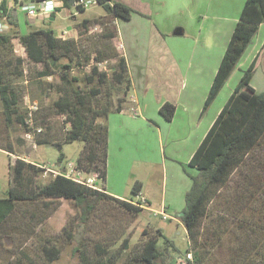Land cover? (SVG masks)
Masks as SVG:
<instances>
[{
	"label": "trees",
	"instance_id": "1",
	"mask_svg": "<svg viewBox=\"0 0 264 264\" xmlns=\"http://www.w3.org/2000/svg\"><path fill=\"white\" fill-rule=\"evenodd\" d=\"M29 1L39 3L44 0ZM63 1L68 5L72 0ZM106 1L108 0H103L102 4L111 19H129L133 12H137L121 1ZM111 19L101 21L105 26L96 34L92 33L95 30L90 26L91 20L82 22L85 30L80 32L77 39L59 37L52 28L31 29L20 33L18 17L9 7L8 0H0V20L8 24L7 30H0V99L6 126L9 128L17 121L25 132L36 130L35 141L39 145L62 140H83L85 147L77 168L97 173L100 180H105L107 176L108 116L127 108L132 111L135 109L133 102H130L133 84L129 65L114 43L117 29ZM263 22L264 0H246L204 103L201 117L207 113ZM15 39L25 49V55L14 52L13 56L6 58ZM114 59L116 63L112 66V73L101 68L102 63ZM26 60L42 66L37 71L41 85L48 84L49 88L56 86L58 97L53 102V107L58 115L64 117L61 126L58 121H52L49 114L48 117L42 115L43 118L40 115L35 123L33 119L30 120L28 109L21 111L19 92L9 77L16 76L23 80ZM255 71L256 59L243 71L240 81L188 163L197 173L190 174L192 185L186 193L185 207L177 216L184 224L190 240L192 239L188 251L194 254L195 261L199 264H223L226 260H230L231 264H264V154L259 158L252 157L255 159L253 162L248 157L250 154L254 155L252 152L264 148V91L258 92L252 85ZM49 76H53L58 83L47 81ZM176 109V104L166 101L159 110L166 120L171 121ZM55 124L62 127L63 133L65 132L63 135L59 134L60 129H56ZM98 127H102L103 134L98 132ZM38 128L41 131H37ZM92 131H96L93 136ZM92 140L96 141L95 144H90ZM6 144L0 145V148L15 153L12 142L7 141ZM64 162L65 155L60 153L57 173L46 183L36 185L34 175L45 172L46 168L23 157H18L16 163L11 164V185L7 195L0 197V227L20 201H36L41 198L72 200L81 209L84 224L89 220L96 201L109 199L137 213L144 209L143 206L66 176L64 172L67 167L63 166ZM246 165L248 168H244ZM235 174L238 177L233 180ZM231 181L233 187H229ZM141 187V182H135V196L139 194ZM228 188L231 189V194L225 195L222 190ZM212 201H223L227 208L210 209ZM215 211L219 212L211 220L213 230L208 228L205 231L201 222ZM221 234H230L232 237L230 241L233 246L230 251L223 250L225 236ZM98 248L100 253L107 252L104 247ZM177 251L174 241L158 228L134 255L131 263L124 264H172ZM81 264L115 263L113 258L92 262L82 254Z\"/></svg>",
	"mask_w": 264,
	"mask_h": 264
},
{
	"label": "crops",
	"instance_id": "2",
	"mask_svg": "<svg viewBox=\"0 0 264 264\" xmlns=\"http://www.w3.org/2000/svg\"><path fill=\"white\" fill-rule=\"evenodd\" d=\"M114 1H121L137 12H133L129 19H111L103 4H99L95 7H102V13L97 16L92 12L83 15L95 7L80 11L74 8L72 1L68 5L62 1L51 14L40 15L51 16L53 21L57 17L62 20L72 18L73 22L67 27L59 25L55 34L75 39L85 30L82 22L91 20L90 26L103 30L105 25L101 21L111 19L117 29L114 43L129 65L133 84L130 98L135 109L127 108L108 116L107 176L105 180L97 179L98 188L117 198L137 199V195L131 197L127 193L132 178H136L135 182L142 183L139 193L150 203L144 209L155 212L173 209L177 216L185 207L186 193L192 185L190 174L197 173L195 168L187 165L240 81L243 71L255 59L252 85L258 92L264 91V22L257 33L261 41L254 42V38L252 47H249L250 55L241 58L213 101L214 114L208 112L211 117H201L246 0H239L236 16L233 17L212 12V5L216 6L213 0L212 3L211 0ZM15 3V0H8L9 7L18 17L19 27L24 31L25 17L22 19L20 11H26L20 8L21 2ZM80 13L82 17L79 18ZM7 25L5 23L3 31L7 30ZM38 28L43 27L34 29ZM68 33L69 36L65 37ZM231 79H234L233 83ZM166 101L173 102L177 107L171 121L166 120L159 110ZM11 154L14 159L21 157L17 153ZM136 163L145 167L146 164L162 166V183L157 194L159 208L154 207L146 197L140 176H134ZM92 172L84 171V175H91Z\"/></svg>",
	"mask_w": 264,
	"mask_h": 264
},
{
	"label": "rangeland",
	"instance_id": "3",
	"mask_svg": "<svg viewBox=\"0 0 264 264\" xmlns=\"http://www.w3.org/2000/svg\"><path fill=\"white\" fill-rule=\"evenodd\" d=\"M62 1L60 0V2ZM213 1L216 2V6L212 5V12L218 15L236 16L239 0ZM17 3L18 2H16L15 5ZM35 5L37 9H40L39 3L36 2ZM20 12L22 19L25 17V20L23 19L24 31L21 30V27H18L20 33H25L27 30L34 29L37 26L52 28L56 31L59 25L67 27V25L73 22L72 18H65L62 20L60 17H57V19L53 21L51 20V16L44 17L38 14L35 17H29L22 10ZM91 12L97 16L103 12V9L102 7H95L87 12L85 11L83 15L90 14ZM80 17H82L81 13L79 14V18ZM30 23L34 25V27L31 26ZM93 29L95 31L92 33H99L98 31L100 29ZM68 36L69 33L65 35V37ZM255 37L256 39L253 40L257 43L262 39L260 38V34ZM254 42L252 41L250 43V48ZM12 45L13 48H9L10 51L6 58L13 56L14 52L16 54L20 53V55L23 56L25 55V49L19 43L18 39H15ZM249 47L242 59L245 58L246 54L250 55ZM115 63L116 59L106 61L101 64V68L107 69L112 73V66L114 67ZM41 67L42 66L35 65L29 60H26L24 63V70L26 73L23 80L19 77H12L10 75L9 79L13 80L14 86L19 92V106L22 112L28 109V113H30L31 104L37 103V106L39 105L37 111L31 112L32 115H30V120L33 119V121L37 123L40 115L43 118L42 115H47L48 117L49 114L51 120L55 123L58 121L61 126L64 117L58 115L53 107V102L58 97V91L56 86L49 88L48 84L41 85L37 75V71L41 69ZM234 74L238 73L235 72ZM46 80L50 83H58L53 76L47 77ZM231 80L233 83L234 79ZM236 82L235 80V83ZM131 101L132 99L130 102ZM208 112L214 114V105L207 110L205 115L209 114ZM207 117L211 116L207 115ZM54 126L56 129H60V135L65 133H63L62 127L58 124ZM97 130L100 134H103L102 127H98ZM95 133L96 131H92V136ZM7 141L12 142L14 148L12 150L19 156H23L26 160L46 168L45 172L34 175L35 185L46 183L52 175L56 173L60 153H64L65 155L63 166L68 167L70 163L77 165L79 157L85 147V142L83 140L76 139L40 145L35 142L36 147L34 148L32 138L29 140L25 138V129L19 122L15 121L9 128L6 126V118L3 113V106L0 99V145L4 144V146H6ZM95 142V140H92L90 144H95ZM252 153L254 155H248V157H250V162L255 161L252 157L256 156L259 158L263 155L264 148ZM12 156L11 152H6L0 148V197L6 196L10 187L12 178L11 164H15L17 159L12 158ZM84 163L86 164V162ZM142 168L146 169L142 170ZM161 168L162 166L156 164H146L145 167L136 163L134 169V176L137 175V178L140 176L144 183L143 191L146 197H148L152 205L157 208L160 206V200L157 194L162 183ZM244 168H248V166L246 165ZM141 171L142 174H140ZM237 177L238 176L235 174L233 180ZM132 179V185L127 189V193L131 195V197H135L133 186L136 178ZM231 183L233 184V181L230 182L229 187L234 186H231ZM12 184H14V182H12ZM230 190L231 189L228 188L225 191L222 190V192L225 195H229L231 194ZM215 202L212 201L209 204L210 209L227 208L225 202ZM93 205L94 207L90 212L89 220L84 224L81 219V209L72 200L41 198L36 201H20L14 212L0 227V264H81L82 254L85 255L86 259L92 262H102L109 258H113L115 264H124L125 262L131 263L134 255L140 251L148 238L157 232L158 228L161 229L168 238L174 241L178 248L172 264H176V259L185 254L192 245V239L190 240L184 224L179 216L174 214L173 209H168L172 217L163 219L160 214H156L153 210L143 209L137 213L129 211L109 199L96 201ZM218 212L219 211H215L213 215L208 218H203L201 222L202 229L207 231L208 228H211L210 230H213L211 220ZM222 235L225 236L222 248L224 251H230L233 246L230 241L232 237H230V234H221V236ZM125 239L128 241L125 242ZM211 243H213V241ZM99 246L104 247L107 252L100 253ZM223 264H231V261L226 260ZM237 264H240V262H237Z\"/></svg>",
	"mask_w": 264,
	"mask_h": 264
},
{
	"label": "built area",
	"instance_id": "4",
	"mask_svg": "<svg viewBox=\"0 0 264 264\" xmlns=\"http://www.w3.org/2000/svg\"><path fill=\"white\" fill-rule=\"evenodd\" d=\"M102 1L103 0H72V3H73L74 8H76L77 10H81V9L86 10V9L93 8L94 6H97L99 4H102ZM106 2L109 3L111 1L108 0ZM40 3H41L40 9H37L35 3L34 4H28L26 2L25 3L21 2L20 8L23 9L24 11H26V14L29 17H35L38 14H46V15L48 14L49 15L56 10V7H54L51 12L45 13L42 11V8H43L44 4L46 3V0H44ZM29 5L32 6L31 11L26 10V7ZM38 10H39V12H38ZM4 26H5V22L0 20V30H3ZM30 109H31L30 115H32L31 112H34L35 110L38 109L37 104L36 103L31 104ZM35 131L36 130L25 132V138L26 139L29 140L32 138V140H33L32 142L34 143L33 147H36ZM37 131H41V128H38ZM56 173H57V171H56ZM64 173L66 174V176L71 177L72 179L76 180L77 182L83 183V184H85L89 187L95 188V189H99L98 184H97L98 174L95 172H92L91 175L85 176L83 170H80L79 168H77V165L70 163L69 166L67 167L66 172H64ZM128 201L133 203V204L143 206V207H147L149 205L147 199L144 196H142L141 193H139L137 195V199L136 198L130 199ZM156 214H160L163 219H169L172 217L165 211L156 212ZM175 262H176V264H199L195 261L194 254L191 251H187L185 254L179 256Z\"/></svg>",
	"mask_w": 264,
	"mask_h": 264
},
{
	"label": "clouds",
	"instance_id": "5",
	"mask_svg": "<svg viewBox=\"0 0 264 264\" xmlns=\"http://www.w3.org/2000/svg\"><path fill=\"white\" fill-rule=\"evenodd\" d=\"M60 6V0H46V3L44 4L42 11L45 13L51 12L54 7ZM26 10H32V6L29 5L26 7Z\"/></svg>",
	"mask_w": 264,
	"mask_h": 264
},
{
	"label": "water",
	"instance_id": "6",
	"mask_svg": "<svg viewBox=\"0 0 264 264\" xmlns=\"http://www.w3.org/2000/svg\"><path fill=\"white\" fill-rule=\"evenodd\" d=\"M25 1H29V0H25Z\"/></svg>",
	"mask_w": 264,
	"mask_h": 264
}]
</instances>
